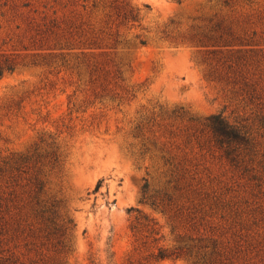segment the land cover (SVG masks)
Segmentation results:
<instances>
[{
	"label": "rangeland",
	"instance_id": "1",
	"mask_svg": "<svg viewBox=\"0 0 264 264\" xmlns=\"http://www.w3.org/2000/svg\"><path fill=\"white\" fill-rule=\"evenodd\" d=\"M6 60L0 264H264V0H0Z\"/></svg>",
	"mask_w": 264,
	"mask_h": 264
},
{
	"label": "trees",
	"instance_id": "2",
	"mask_svg": "<svg viewBox=\"0 0 264 264\" xmlns=\"http://www.w3.org/2000/svg\"><path fill=\"white\" fill-rule=\"evenodd\" d=\"M149 7L148 5H146ZM131 17L132 19L136 20L139 18V13H135L132 10L127 16ZM141 44H146L144 39L140 40ZM15 70V66L6 60L3 64H0V79L6 73H12ZM206 126L210 130L213 140L215 141L216 145H218L221 149H223L224 153L227 157H232L234 160V154L243 146V145H250L252 143V138L250 137V131L246 127L238 122L230 121L223 113H216L209 116L206 119ZM103 184V180H99L95 191H98ZM149 183L146 182L144 185V191H148ZM155 205V203H152ZM182 256L181 253H177L175 251H169L167 249L161 248L158 252L157 258L158 259H177ZM214 264V263H208Z\"/></svg>",
	"mask_w": 264,
	"mask_h": 264
}]
</instances>
